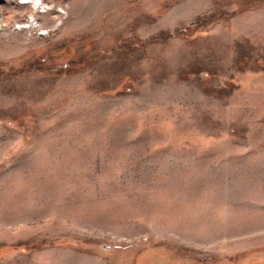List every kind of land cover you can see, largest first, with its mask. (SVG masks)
<instances>
[{"label":"rangeland","instance_id":"rangeland-1","mask_svg":"<svg viewBox=\"0 0 264 264\" xmlns=\"http://www.w3.org/2000/svg\"><path fill=\"white\" fill-rule=\"evenodd\" d=\"M0 264H264V0H0Z\"/></svg>","mask_w":264,"mask_h":264}]
</instances>
